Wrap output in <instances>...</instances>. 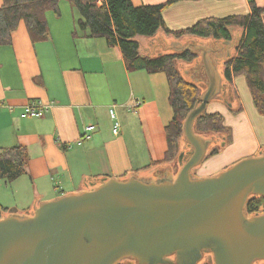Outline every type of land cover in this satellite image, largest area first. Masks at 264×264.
Instances as JSON below:
<instances>
[{
	"label": "crops",
	"instance_id": "crops-1",
	"mask_svg": "<svg viewBox=\"0 0 264 264\" xmlns=\"http://www.w3.org/2000/svg\"><path fill=\"white\" fill-rule=\"evenodd\" d=\"M131 1L135 6H141L167 0ZM255 1L264 7V0ZM2 5L3 0H0V7ZM59 7L60 13L48 11L55 14L52 17L54 22L63 16L60 2ZM250 12V0H177L164 10L163 16L170 29L180 30L204 18H224ZM47 18L50 31L47 38L41 39L43 41H33L25 21L21 20L12 33V44L0 46V150L23 146L27 151L26 173L13 180L11 185L13 193H18L17 202L16 198L13 200L15 206L28 212L36 196L41 197L38 203H43L62 194L80 192L83 176L90 180L120 179L138 169L154 171L155 177L176 176L181 168L179 163L177 166L172 164L174 160L160 163L167 148L162 159L140 164L139 158L130 150V138L124 131L128 116L131 120L134 118L124 110L138 112L144 118L145 113L154 107L155 100L161 102L163 98V102L167 101L169 86L168 90L163 89V81L160 92L155 90L153 96L151 88H143L141 82H136L145 79L146 75H142L145 69H129L118 45H110L106 39L103 41V37L76 35V29L66 33L54 31ZM163 36L164 43L186 40L185 46L198 43L197 38L204 39V45L214 42L212 38L194 35L175 38L165 33ZM84 48H87L85 54L88 57L82 53ZM213 59L221 73L226 56L219 54ZM184 67L190 68L191 64ZM221 75L224 87L230 88L225 76ZM233 85L234 94L240 98L238 108L234 109L236 103L230 101L229 115L224 120L235 128L233 141L225 146L218 141L210 145L208 153L213 147L223 149L214 156H206L193 169L201 176L215 174L247 154L259 155L264 147V115L255 107L245 77H235ZM33 101L48 106L44 117L23 116L26 105ZM137 101L140 104L132 111L130 107ZM214 108L218 112L221 109ZM116 121L120 123L118 133L114 131ZM91 125L94 129L88 131L87 127ZM86 134L90 136L85 137ZM165 137L167 140L166 131ZM185 144L182 139L181 151L187 150ZM21 182H26L31 190L15 187ZM4 207L0 204V208Z\"/></svg>",
	"mask_w": 264,
	"mask_h": 264
},
{
	"label": "water",
	"instance_id": "water-1",
	"mask_svg": "<svg viewBox=\"0 0 264 264\" xmlns=\"http://www.w3.org/2000/svg\"><path fill=\"white\" fill-rule=\"evenodd\" d=\"M177 49L201 51L207 86L184 121L191 150L180 153L176 176H83L80 192L43 203L36 196L28 212L0 208V264H198L206 253L212 264L264 260V210L247 211L251 196L264 197V147L215 174L194 175L214 141L194 124L224 84L215 47L191 42Z\"/></svg>",
	"mask_w": 264,
	"mask_h": 264
},
{
	"label": "trees",
	"instance_id": "trees-1",
	"mask_svg": "<svg viewBox=\"0 0 264 264\" xmlns=\"http://www.w3.org/2000/svg\"><path fill=\"white\" fill-rule=\"evenodd\" d=\"M73 1L81 14L77 20L76 35L103 37L110 45H118L131 70L164 72L169 86L168 99L173 116L165 125L167 150L160 163L175 160L180 154L184 121L190 111L199 104L201 94L207 86V76L203 62L198 61L201 51L175 48V52H167L171 48L163 46L167 51L161 53L159 45H144L147 37L150 38L158 32L175 38L194 35L212 38L220 43L216 45L212 42L215 48L218 45L227 48L239 38L237 53L224 61L225 77L230 87L235 77L244 76L255 107L264 115V7L259 6L255 0H250L251 12L248 14L204 18L193 26L180 30L170 29L163 16L164 10L177 0L141 6H135L131 0ZM59 2L60 0H3L0 7V46L12 44V33L21 20L25 21L33 41L46 38L50 31L46 14L50 10L60 13ZM211 54L217 57L220 53L215 50ZM179 60L189 63L195 61L188 69L193 82L179 70ZM194 129L200 135L223 134L228 131L222 113L207 110L197 117ZM230 141L231 139L227 140V143ZM218 153L220 147H213L207 157ZM26 162L27 151L23 146L1 149L0 179L12 182L22 176L26 173ZM263 210L264 197L249 199L247 211L250 214L261 213Z\"/></svg>",
	"mask_w": 264,
	"mask_h": 264
},
{
	"label": "rangeland",
	"instance_id": "rangeland-1",
	"mask_svg": "<svg viewBox=\"0 0 264 264\" xmlns=\"http://www.w3.org/2000/svg\"><path fill=\"white\" fill-rule=\"evenodd\" d=\"M100 2V1H99ZM60 6H61V10H62V18L60 20H57L56 22L53 21L52 17H55L53 13H49L47 12L46 16L49 17L52 29L54 31L57 30H61L62 33H66L70 30H75L78 28L77 25V20L78 18L81 16L80 11L77 7V5L75 4V2L73 0H60ZM48 20V18H47ZM49 23V21H48ZM165 33H157L152 37H147L146 38V42H144V45H150V44H154V45H159L161 46L159 49V51L161 53H166L167 50L163 49L164 47H171L170 52H175V48H179V47H186L185 44L187 43L186 40H171L168 43H164V35ZM48 37V36H47ZM46 37V38H47ZM103 41H106L105 38H102ZM41 39H36L35 42H40ZM198 43L199 44H203L205 42L204 39H199L197 38ZM43 41V40H41ZM61 41L63 42V40L61 39ZM188 41V40H187ZM189 42V41H188ZM214 44H220L213 42ZM239 44V38H237V40L234 42V44H232L231 46L225 48L223 45H218L216 47V51L217 53H220V56H226V58H228L230 56V54L232 52L237 51L236 47ZM212 46V44H210ZM82 47V46H81ZM221 48V50H219ZM84 53L87 51V48H84ZM179 50V49H178ZM86 55V54H85ZM92 57H94V55H90ZM111 58H114V55H109ZM86 57H88V55H86ZM214 58H216L215 56H213ZM216 60V59H215ZM198 61H202V54L199 55ZM193 63H195V61L193 62H184V61H177V66L179 67V70L183 73L184 77H186L187 79L191 80L193 82V79H191L188 75V69L187 67H184L191 64V66L193 65ZM218 67V65H217ZM142 75H146L145 79H141L139 81L136 80V82H141L143 84V88H151L152 91V95L154 96V94L156 95V91L160 92V88H161V84H163V81L165 82L163 89L168 90V83L166 81V79L163 77H165L164 72H158V73H148L146 70H142ZM221 73L225 76L224 73V69L221 70ZM226 78V77H225ZM230 92H231V97L228 99V101L226 102L227 104L231 101V103H236V107L234 109L238 108V101L240 98L238 96V94H234L235 92V88L234 85L231 84L230 85ZM250 93V91H249ZM238 98V99H237ZM154 107L145 113L144 118H142V116L140 114H138V112H129L128 110H124V113H130L129 115H134L133 120H131V118H129L128 116V120H127V125L128 128L126 126L124 131L125 134H128L129 138H130V146H131V152L133 155L137 156L139 158V162L140 164H144L147 163L148 161L150 162L152 159H162L164 156V152L167 148V140L165 137V130H164V126L166 124L167 118H170L171 116H173V111L172 108L169 104V100L167 99V101L163 102V98L159 100H155L154 102ZM224 101L220 100V99H214L211 101L210 106L208 107V112L211 111H215L214 107H220V111L224 117V120L226 121L225 116L227 117L229 115V108L230 104H226ZM139 110V109H138ZM46 114V113H45ZM170 114V117H168V115ZM120 117L118 116V119ZM172 118V117H171ZM120 120V119H119ZM123 120V119H122ZM123 122V121H122ZM226 123V122H225ZM227 124V123H226ZM228 127V131L225 133H205L202 136H204L205 138L209 139H213V144L216 143L217 141L220 143L222 146L225 145H229L232 143L233 141V133H235V128L233 125L231 124H227L226 125ZM184 139V138H183ZM230 142L227 143V140H230ZM187 144H185L186 146ZM184 147V146H183ZM220 147V146H219ZM188 148V152L191 150V147L187 145ZM223 147H220V150L222 151ZM183 151V150H182ZM181 151V147H180V153ZM185 153L186 150L184 149ZM180 155V154H179ZM179 155L177 156V158L174 160V164L175 166H177L176 163H179ZM234 164V163H233ZM171 165V164H170ZM132 174L136 175V176H140V177H146V178H154L155 177V172L154 171H145V170H141L138 169L137 171H133L131 172ZM129 173V174H131ZM194 175H199V173L196 170H193ZM128 174V175H129ZM154 175V176H153ZM201 176V175H200ZM128 177H121L120 179H127ZM12 182H7L4 179H0V203L1 205L5 206L4 211H7L8 209H12V208H16L18 209V207L15 206L13 200L16 198V201L18 200V193L16 192V194L13 193L12 191ZM16 185H18L19 189L22 190H31L30 186L26 183V182H21L19 184H15V187H17ZM17 189V188H16ZM251 197H257V196H251ZM5 208H8L5 210ZM19 210V209H18ZM1 211V210H0ZM2 214V212H1ZM3 217V215L1 216ZM214 261L213 255L210 253H206L204 255V258L202 260L199 261L198 264H212ZM264 263V260H259L256 261L255 264H257L258 262ZM130 264V263H136V262H132L131 259H124L122 260L121 264Z\"/></svg>",
	"mask_w": 264,
	"mask_h": 264
},
{
	"label": "built area",
	"instance_id": "built-area-1",
	"mask_svg": "<svg viewBox=\"0 0 264 264\" xmlns=\"http://www.w3.org/2000/svg\"><path fill=\"white\" fill-rule=\"evenodd\" d=\"M140 102L137 101L135 104L131 105V110L135 111L138 106H139ZM48 110V106L47 105H43V103L41 101H33L30 102L26 105L25 110L23 112V116H37V117H44L46 111ZM112 113V117H115V113L114 110L111 111ZM119 127H120V123L118 121H116L115 123V127H114V131L116 133L119 132ZM94 129V126L91 125L89 127H87L88 131H91ZM90 135L86 134L85 137H89Z\"/></svg>",
	"mask_w": 264,
	"mask_h": 264
},
{
	"label": "flooded vegetation",
	"instance_id": "flooded-vegetation-1",
	"mask_svg": "<svg viewBox=\"0 0 264 264\" xmlns=\"http://www.w3.org/2000/svg\"><path fill=\"white\" fill-rule=\"evenodd\" d=\"M230 96H231L230 88L223 87V91L219 95L218 98L222 99L225 102H227V100L230 98ZM186 152H188V148H187Z\"/></svg>",
	"mask_w": 264,
	"mask_h": 264
}]
</instances>
